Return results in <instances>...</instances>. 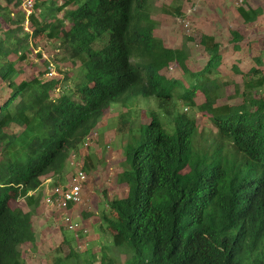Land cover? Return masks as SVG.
<instances>
[{"label":"trees","instance_id":"trees-1","mask_svg":"<svg viewBox=\"0 0 264 264\" xmlns=\"http://www.w3.org/2000/svg\"><path fill=\"white\" fill-rule=\"evenodd\" d=\"M177 1L37 0L27 14L23 0H0V264H23L20 247L35 243L31 214L12 202L37 203L40 195L30 193L47 179L61 181L70 155L111 104L133 96L154 97L163 115L152 112L139 143L125 153L118 181L126 195L107 201L114 216L102 219L113 253L126 255V264H264V33H253L260 43L237 30L225 44L201 36L205 60L195 68L189 43L168 47L155 34L153 8L182 16ZM235 11L251 31L264 16V6L251 0ZM38 39L78 60L75 80L83 81L70 88L67 76L42 80L45 64L16 83L15 62L25 61L28 44ZM242 66H248L243 90L235 85L228 95L234 102L221 103L228 75H242ZM170 67L184 80L167 77ZM178 102L196 108L216 136L199 141L197 119ZM125 114L119 132H130ZM83 161L86 174L90 162ZM68 247L65 259L76 261Z\"/></svg>","mask_w":264,"mask_h":264},{"label":"rangeland","instance_id":"rangeland-1","mask_svg":"<svg viewBox=\"0 0 264 264\" xmlns=\"http://www.w3.org/2000/svg\"><path fill=\"white\" fill-rule=\"evenodd\" d=\"M50 1L60 5L64 0H48V2ZM251 1L254 4L260 2V5L264 6V0ZM154 2L161 6L164 4L168 5L170 0H154ZM236 2V0H178L176 5L179 6L182 16H169L162 12V7L157 6L153 8L152 14V17L157 22L155 34L168 47L176 48L179 45L189 43L190 54L197 61L195 68L205 60L204 53L197 44L201 36L214 35L221 43L225 44L231 39V32L237 30L260 43L262 41L261 37L253 33H264V16L260 18L258 24L251 31L250 28L243 27L237 18L235 11L237 8ZM57 17L64 19L63 12L59 13ZM183 21L189 23V30L183 26ZM65 25H68L67 21ZM1 27V30H7L3 22ZM24 30L31 31L27 24ZM187 37H191L192 40L188 41ZM40 40L38 39L28 44V46L30 45V52H28V58L25 61L15 62V67L20 74L18 78L14 79L16 83L28 79L29 75L40 70L45 64L51 66L53 75L46 76L45 74L41 77L42 80L63 79L64 76H67V83L70 88L78 81H83L82 77L75 80L77 72L80 71L78 60H75L77 63L74 64L61 49L60 51L58 50L59 52L56 51L58 43L40 42ZM100 46H102V43L95 47L98 48ZM20 52L18 53L20 54ZM16 59V55L11 56V60L16 61ZM242 67V75H228L227 79L232 81V83L229 82L231 84L228 85L230 90L222 92L223 100H220L221 103L228 102L231 104L234 102L228 98V95L234 91L235 85L239 86L240 90H243V83L248 79L246 75L248 66ZM166 75L169 78L181 81L185 77L178 67H170ZM62 90V84L58 85L55 94H59ZM177 105L178 110L186 111L187 114H192L197 119L199 141L202 138L210 139L216 136L215 127L212 126L209 120L198 114L196 108H191L184 102H178ZM152 112H155L160 117L163 115L154 97L133 96L129 99H124L122 103H112L101 118L96 132H93L80 145L79 151L76 153L77 158L71 154L72 161L75 163L79 162L80 168L84 165L83 157L90 162L91 168V171L86 173L87 180L82 189L81 204L73 205L67 211L75 221L78 220L77 222L83 232L82 236H80L79 230L75 232L69 231L62 222L61 214L48 208L44 203L45 196L47 193H51L54 187L67 186L70 183L71 177L75 172L74 166L69 162L70 159H68V163L65 166L61 181L56 179L47 187L46 184L49 185L50 181L46 180L40 191L30 193L33 196L40 195L37 203L26 204V198H19L12 202V206L19 207L22 211L31 214L32 227L35 232L34 245L25 243L20 247L23 264H54V262L88 264L90 257L86 252H89V250L94 255L93 264H100L102 256L105 257V264L110 259L115 264H126V255L117 257L111 250V236L102 217L103 215L109 218L112 215L114 216L107 206V201L126 195V184H121L118 181L120 172L127 169L124 161L125 153L139 143L141 126L149 121ZM124 113H128L125 114L124 120L132 123V125L130 132L121 130V133L118 131V119ZM68 245L78 255L76 261L72 258L65 259L70 253Z\"/></svg>","mask_w":264,"mask_h":264},{"label":"built area","instance_id":"built-area-1","mask_svg":"<svg viewBox=\"0 0 264 264\" xmlns=\"http://www.w3.org/2000/svg\"><path fill=\"white\" fill-rule=\"evenodd\" d=\"M36 1L37 0H23L22 8L25 12L30 14ZM236 1L235 5L240 6L244 0ZM184 27L189 30V23L184 22ZM48 69L49 72L46 75L52 76L53 71L51 66H48ZM86 180V174L79 168L72 176L70 183L66 187H55L45 198L47 206L61 213L63 223L73 232L79 230L80 225L76 221H73V218L67 213V211L71 205H78L81 203V192Z\"/></svg>","mask_w":264,"mask_h":264},{"label":"clouds","instance_id":"clouds-1","mask_svg":"<svg viewBox=\"0 0 264 264\" xmlns=\"http://www.w3.org/2000/svg\"><path fill=\"white\" fill-rule=\"evenodd\" d=\"M237 7H239V6H237ZM184 22H187V21H183V26H184ZM26 24H27V23H26ZM48 65H49V64H48ZM48 72H49V71H48ZM48 72H47V73H48ZM47 73H46V74H47ZM46 76H47V75H46ZM185 110H186V109H185ZM126 137H127V136H126ZM73 156H74L75 158H77L75 154H73ZM69 159H70V161H69L70 164H71L72 166H74V168H75V172H76V171L80 168V167H79V162H78V163H75L74 161H72V157H71V155H70ZM80 169L82 170V168H80ZM82 171H83V170H82ZM75 172L73 173V175L75 174ZM83 172H84V171H83ZM73 175H72V176H73ZM71 178H72V177H71ZM47 180H49L50 182H52L51 179H47ZM45 182H46V180H45ZM45 182H44V184H45ZM50 182H49V183H50ZM44 184H43V185H44ZM83 186H84V185H83ZM56 187H59V186H56ZM62 187H66V185H62ZM54 188H55V187H54ZM54 188H53V189H54ZM52 191H53V190H52ZM52 191H51V192H52ZM81 193H82V192H81ZM49 194H50V193H49ZM47 195H48V193H47ZM47 195H46V196H47ZM46 196H45V198H46ZM45 198H44V203H45ZM80 204H81V203H80ZM45 205L47 206L46 203H45ZM78 205H79V204H78ZM72 206H73V205L70 206L69 210L71 209ZM47 207L50 208L49 206H47ZM50 209H51V208H50ZM52 210H53V209H52ZM53 211H55V210H53ZM56 212H57V211H56ZM60 214H61V213H60ZM74 221H75V220H74ZM62 222H63V221H62ZM64 225H65V224H64ZM65 226H66V225H65Z\"/></svg>","mask_w":264,"mask_h":264},{"label":"crops","instance_id":"crops-1","mask_svg":"<svg viewBox=\"0 0 264 264\" xmlns=\"http://www.w3.org/2000/svg\"><path fill=\"white\" fill-rule=\"evenodd\" d=\"M48 181H49V180H48ZM50 183H51V182H50ZM50 183H49V185L46 184V186L49 187V186H50Z\"/></svg>","mask_w":264,"mask_h":264}]
</instances>
